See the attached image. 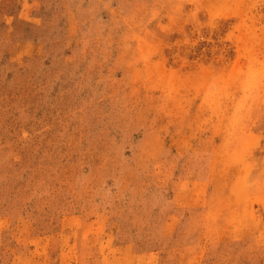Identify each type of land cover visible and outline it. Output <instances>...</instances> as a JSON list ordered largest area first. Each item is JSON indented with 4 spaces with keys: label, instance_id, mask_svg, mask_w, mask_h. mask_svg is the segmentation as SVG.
<instances>
[{
    "label": "rangeland",
    "instance_id": "obj_1",
    "mask_svg": "<svg viewBox=\"0 0 264 264\" xmlns=\"http://www.w3.org/2000/svg\"><path fill=\"white\" fill-rule=\"evenodd\" d=\"M0 264H264V0H0Z\"/></svg>",
    "mask_w": 264,
    "mask_h": 264
}]
</instances>
